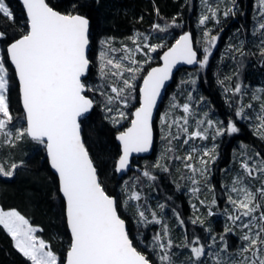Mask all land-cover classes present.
<instances>
[{
    "label": "trees",
    "instance_id": "trees-1",
    "mask_svg": "<svg viewBox=\"0 0 264 264\" xmlns=\"http://www.w3.org/2000/svg\"><path fill=\"white\" fill-rule=\"evenodd\" d=\"M251 1L236 0L235 20L226 23L224 28L219 29L222 30V35L229 31V26H232L233 29H238L242 35L250 36L253 25L251 22L255 19L254 13L251 17L249 15L251 14ZM47 2L61 12L80 13L90 19V50L88 52L90 68L83 82L93 89L103 90L109 86L110 71L105 70V75L96 71L94 57L99 42L108 37H113L110 42L113 47L117 46L116 41L121 38H125L127 42L131 43V38L129 40L128 36L135 31L139 34V41H143L145 37L151 43L164 38L171 41L175 34H179L183 29L189 27L194 42L199 48L198 35L200 33L195 25L198 17V0H47ZM5 3L12 13V18L0 15V32L4 33L3 38H0V43L3 46L2 58L8 71L9 80L7 99L13 121L24 126L19 88L5 47L9 42L27 32L28 23L19 0H5ZM224 19L226 20L225 17ZM153 25H159L165 31L161 32ZM204 26L206 27V24ZM218 26L217 24L215 27ZM243 47L244 50L241 52L231 50L232 56H229L231 60L228 56H225L223 62L214 60L211 62V71L198 72L192 79L195 81L194 94L197 93L195 86L200 87L207 108L218 116V119L221 117L224 122L232 121L238 129L235 133L222 132L215 138L218 156L211 163L213 168L211 175L206 176L204 180L206 182L200 188L201 193H204L203 189L212 187L211 190L214 191L218 200L217 204L211 205L213 209L220 205L222 196L225 197L219 181L222 177L228 178L225 176L226 169L233 163L238 150L253 148L264 161V141L253 136L246 124L236 117V100L239 92L235 91L237 85H240V90H242L244 87L249 88V84L258 81L259 78L264 80V51H262L264 41L262 46L248 42ZM104 49H110V46ZM161 51L162 49H155L150 52V54H154V57L157 55V59L151 58L146 64V69L159 61L158 57ZM229 68L231 70L228 77H223ZM180 70L175 72L172 83L181 80L186 68ZM141 72L143 73L144 70ZM141 72H137L138 76L134 85L131 84L132 87L125 92L133 106L138 101L137 84L141 79ZM185 82L187 83V80ZM172 83L167 89L168 93L171 91ZM223 83L230 86L228 96H225L222 91ZM179 89L184 95L185 91L181 82ZM90 90L88 87L86 94L99 97V91L92 90V94ZM104 101L108 102L107 99ZM98 108L99 104L95 103L88 116L80 121L84 144L94 162L100 183L108 194L116 197L118 213L127 222L128 234L134 246L144 253L152 264H157L152 252L147 250L144 245L150 240L149 237L154 231L155 224L145 227L136 224L131 218L132 210L125 209L128 210L126 212L121 206V198L124 196L126 184L124 187L121 185V177L119 178L115 172V161L120 153L115 134L118 132L117 126L126 124L125 119H120L119 125L114 126L105 117L104 110ZM3 141V137L0 138V161L7 168L14 163L18 167L13 170L12 176L0 174V207L2 209L14 208L26 217L33 226L37 227L38 236L59 256V264H63L71 239L65 222L63 200L58 192L57 177L48 165L45 146L28 136L18 141L13 140L9 144ZM175 147L174 140H171L167 148L169 150H165L159 156L160 161L157 163H154L152 154L147 158L140 157L132 161V164L138 162L140 164V161L145 160L143 168L145 167L152 173V177L146 178L132 166L131 173L126 178L137 179L143 195L154 199L153 202L155 200L161 202L165 215L164 222L172 229L174 245L185 243L188 245L196 239L195 237L206 242L211 234L220 235L222 232L218 226L212 225L211 220L214 219V216L207 214V209H204L206 207H202L204 210L198 209L201 219L198 220L199 222L192 223L190 220L191 200L184 192L186 184H188L189 172L183 163L187 161L175 159V156L182 154L177 153ZM158 164L159 166H157ZM133 175L134 177H132ZM133 179L128 181L130 185L133 183ZM224 236L227 239V246L232 249V243L236 237L229 231L225 232ZM0 264H32V261L19 251L13 237L2 224H0Z\"/></svg>",
    "mask_w": 264,
    "mask_h": 264
},
{
    "label": "snow or ice",
    "instance_id": "snow-or-ice-1",
    "mask_svg": "<svg viewBox=\"0 0 264 264\" xmlns=\"http://www.w3.org/2000/svg\"><path fill=\"white\" fill-rule=\"evenodd\" d=\"M261 9L264 10V0H259ZM28 16V31L26 34L8 45L7 53L15 66L16 76L19 79L20 94L26 114V127L17 128L15 133L8 130V124L13 119L9 111L7 93L9 80L7 68L0 62V136H3L4 143H12L13 140H21L28 136L32 140L45 146L51 167L58 174L60 192L63 194L66 205L67 224L71 232V244L67 252L66 264H149V260L144 254L138 251L129 238L125 228V221L118 215V202L107 195L97 177V172L88 151L86 150L80 137V125L78 118L89 110L92 101L83 95L85 85L82 83L89 65L86 55V48L89 44V20L81 15L62 14L46 3V0H23ZM209 12L214 17L215 10L209 8ZM228 13L225 12V15ZM0 15L12 18L10 9L6 6L5 0H0ZM209 17L204 15L200 23L204 24ZM155 29L163 32L165 29L159 25H153ZM264 29V24L260 25ZM207 36L208 33H205ZM4 33L0 32V38ZM216 37H211L210 43L216 42ZM107 41H101L106 45ZM155 47L149 48L154 51ZM209 49H206V52ZM264 51V49H262ZM101 58L107 56L106 51L101 52ZM123 57L122 59H127ZM164 66L153 68L144 77V86L140 89L141 107L134 113L135 119L132 127L119 135L123 143V155L117 164V171L125 168L128 164L130 152L147 151L152 142V128L150 119L153 105L160 92L164 81L168 79L172 66L178 61L183 60L188 64L196 61V52L192 48L189 34L185 33L176 43L164 53L162 57ZM208 56L205 55L206 62ZM133 64L136 62L133 60ZM111 65L120 69L119 62L114 64L112 59H107L102 64L101 73ZM123 71L136 73L138 68L127 67ZM116 75V73H113ZM195 83V81H192ZM124 88L112 87L111 91L116 93V97L109 96V102L120 96L126 88L132 87L129 80L123 81ZM236 92L240 91V85L236 86ZM251 107V105H248ZM186 114L184 120L187 125V114L189 105H183ZM264 113V105L261 106ZM241 110L237 111V116L241 115ZM123 116V113H121ZM260 120L259 128H264V115L258 116ZM201 121H197L199 125ZM207 124L214 125L212 120ZM181 131L185 132L190 138H205L204 132L193 131L188 133L186 126H181ZM235 133L238 131L232 121L228 122L227 128L219 127L215 135L222 132ZM178 137H173L177 139ZM215 139V136H213ZM188 141L186 140L185 143ZM171 143V141H169ZM205 150L203 155L209 156L210 151ZM176 159H180L176 157ZM185 161L192 159L191 154L184 157ZM215 160V156L211 157ZM207 165V161L201 160ZM159 166V164L157 165ZM17 164L12 165V169L17 168ZM185 167L193 173L199 172L190 163H185ZM245 172L252 176L254 172L264 173V161L259 167H250L247 161L241 164ZM207 172L205 167L202 175ZM0 174L12 176L11 170H5L0 166ZM144 175H149L147 172ZM241 177L233 181L231 191L237 194L234 199L229 196V202L234 206L233 211L237 215H230L229 219L233 222L247 217L248 223L240 225L247 232L241 237L245 241V246L241 248L239 261L233 264H264V211H260L259 216L254 215L264 205L258 202L264 199V181L262 187L251 191L246 186L237 187L242 184ZM196 184V180H192ZM193 193L198 189H191ZM138 193H133L129 199H138ZM203 203V201H201ZM215 203V200H213ZM163 208V205L160 206ZM143 220L144 211H138ZM209 215H212L209 212ZM155 218V213H153ZM259 221L260 223H257ZM159 223V221H156ZM196 221H193L195 223ZM181 223H183L181 221ZM0 224L12 235L16 241V247L28 257L32 264H57V257L51 250H45V241L34 235L35 229L29 225L20 213L15 210L9 212L0 211ZM253 229H256L253 232ZM167 228H164L163 235H167ZM225 231H230L226 228ZM163 237L157 234L153 237L155 244L160 249L165 250ZM223 240V236H221ZM194 244L199 241H193ZM172 242L168 241V247ZM187 246V245H185ZM191 252L197 260L204 255L203 246L192 247ZM251 252V257L246 255ZM216 260V264L220 261ZM160 260L171 264V257L167 250L160 256Z\"/></svg>",
    "mask_w": 264,
    "mask_h": 264
},
{
    "label": "rangeland",
    "instance_id": "rangeland-1",
    "mask_svg": "<svg viewBox=\"0 0 264 264\" xmlns=\"http://www.w3.org/2000/svg\"><path fill=\"white\" fill-rule=\"evenodd\" d=\"M199 8H198V17H197V24L196 27L198 28V32L200 33L198 35L199 37V48L195 44L196 49L199 52V55L201 56L203 54V48L205 45L206 40L213 35L215 32H217L219 29L224 28L230 21L235 20V11L237 9V3L236 0H198ZM7 6V5H6ZM8 7V6H7ZM209 8L215 10L216 15L213 17L211 13L209 12ZM225 12L228 14L225 15ZM251 15L254 13L255 19L254 21H250L252 25V29L250 32V36L246 34H241L238 29H233L232 26H229L230 29L227 33L223 34L220 38L219 46L217 50L215 51L213 57L210 59L208 65H200L193 69H187L183 72V76H181V80H177V82H173L171 86V91L168 93L166 91V94L163 98L162 104L160 105V108L156 114L155 122H154V131H155V144H154V151L152 153V158L154 160V163L159 162V156H161L165 150L170 145L169 141L174 140V144H176V152L182 153L181 155H177L176 157H179L180 159H184V157H187L189 154H191L192 159L184 162L183 165L185 167V163H190L193 165L194 168L200 169L199 172L193 173L192 170L186 168L188 170V176L187 179L188 184H186V187L184 189V192L188 195L190 198V217L191 221L199 222L200 214L199 210L207 209V214L209 215V212L212 213V216H214V219L211 220L213 223L212 225H216L220 228V232L222 234L214 235L211 234L208 237V241H204L195 237L199 243L194 244L192 243L185 246L183 245H174L172 242V229L169 228V225L164 222L165 215L162 211V208L160 207L162 204L160 201L155 200L153 202L152 198H147L146 195H143L141 186L139 185V181H136L133 178L127 179V175L131 173V170L128 174H125L121 177V185L126 184L125 187V193L123 198H121V206L123 209H131L132 215L131 218L136 222L138 225H142L145 227L149 224H155L154 231L150 235V240L148 243H144L147 250H150L154 257L157 260V264H162V261L160 260V256L164 254V251L167 250L171 257V264H216V260L213 259V257H216L217 260L220 261V264H233L234 261H239L242 257L240 255V250L242 247L245 246V241L241 239V237L247 232V229H242L240 227L243 223H248L247 217H243L241 220L233 222L229 219L230 215H237L236 212L233 211V205L229 202V196L231 195L234 199L237 197L236 193H233L231 191L233 187V181L237 177H241L242 184L237 185V187L246 186L251 191L255 192L256 189L262 187V181H264V173L260 172H254L252 176H249L245 170L241 167V164L245 161H247L250 165V167L255 166L259 167L263 159L261 158L260 154L252 149L245 148L238 150L236 155L234 156L233 163L230 164V166L227 167L225 176L228 178L222 177L219 181L220 186H222V190L225 194V197L222 196V202L220 205L217 206L216 209H213L211 205L217 204L218 200L213 190H211V186L203 189L204 193H201L200 188L203 187V183L206 181L205 178L208 175H211L213 168L211 163L216 160L218 156V149L217 144L215 142V139H213V136H215L216 129L219 127L227 128L228 122H224L223 118L214 115L208 108L205 98L202 96V89L200 87L195 88L197 89V93L194 94V83H192V79L195 75H197L198 72L201 73H207V71H211V62L221 61L223 62V59H225V56H232V49L234 51H243L245 43H255L259 46H262L264 41V29L260 28L261 24H264V10L261 9V5L259 0H252L251 1ZM208 16L209 18L205 21L204 24H206V27L204 24L200 23V19L202 16ZM229 16V17H228ZM234 16V17H233ZM226 18V20L224 19ZM221 23V24H220ZM219 25L218 27H215L216 25ZM184 30V29H183ZM182 30V31H183ZM235 30V31H234ZM181 31V32H182ZM180 32V33H181ZM179 33V34H180ZM205 33H208L206 36ZM179 34H175L174 37H172L171 41H168V38L159 39L153 43L149 42L148 38L145 37L143 41H139V34L135 31L131 35L128 36V39L131 38V43L127 42L125 38L118 39L117 46L113 47L110 42L113 40V37H108L106 39H103L101 41H107L108 43L106 45H102L101 41L97 45L95 49V68L96 71L101 72L102 64L107 59H112L114 64L116 62H119L121 64V68L117 69L109 65L107 68L104 69V75L106 74L105 70L110 71L109 74V86L105 87V89H99V88H92L86 84V88L89 87L91 89V93L93 94L92 90L99 91L98 95L102 99H100L97 96H91L94 100V104L98 103L99 108H102L104 110L105 117L108 118V120L114 125L117 126L120 123V119H125L126 124L122 126H117L118 131L123 130L129 123L132 117V111L133 109L138 105L135 104L132 105L131 99L125 95V92L128 88L125 89L124 92L120 94L119 97L109 102L108 97H116V93H113L111 91L112 87L117 88H124L123 81L129 80L130 84L134 85V81L137 78V72L136 73H128L126 71H123V68L132 67V68H138L139 73L144 70V72H141V79L146 72V64L149 62L151 58L154 57V54H150L151 51H149V48L152 46H157L155 49H165L168 47L177 37ZM167 37V36H166ZM109 44V45H108ZM110 46V49L105 50L104 48H108ZM165 47V48H164ZM2 49L3 46L0 43V62H3L2 58ZM106 51L107 56L102 60L101 58V52ZM161 53V52H160ZM160 55V54H159ZM123 57H128L127 59H122ZM229 57V59H230ZM154 59H157V55L154 57ZM159 59V57H158ZM135 61L136 63L133 64L132 61ZM231 60V59H230ZM4 63V62H3ZM146 69V70H145ZM180 70V69H179ZM231 68H229V71L223 75V77H228V74L230 73ZM181 71V70H180ZM8 73V71H7ZM113 73H116V75H113ZM180 77V76H179ZM137 84V94H138V88L140 86V82ZM187 80V83L185 82ZM182 84V87L184 89V95L181 93V90L179 89V84ZM84 83V82H83ZM224 89L222 90L225 96H228L230 86L225 83H223ZM249 88H243L238 93V99L236 100V117L240 118L246 126L251 130V133L253 136H256L259 140L264 141V128H259L260 120L257 119L258 116L264 115L261 110V106L264 105V80L262 78H259L258 81L253 82L249 84ZM104 99H107L108 102L104 101ZM114 102V103H113ZM188 104L189 105V112L187 114V125H185V112L183 109V105ZM248 105H251V107H248ZM98 108V109H99ZM241 115L237 116V111L241 110ZM121 113H123V116H121ZM12 116V115H11ZM2 118V117H0ZM24 119V115H23ZM14 119H12L8 124V130L15 133L17 128L25 127L17 124L18 122H14ZM208 120H212L214 122L213 126H209L207 124ZM197 121H201V123L198 125ZM181 126H186L188 128V133H191L193 131H201L204 132V129H208L206 133H204L205 138H190L188 134L181 131ZM3 136H0L2 138ZM173 137H178L177 139H173ZM5 138L3 137V140ZM188 141L185 143V141ZM159 147V148H158ZM210 151L209 156H204L203 153L205 150H212ZM172 155V154H171ZM215 156V160H212L211 157ZM147 158V157H145ZM177 159V160H180ZM207 161L209 165H205L201 163V160ZM178 163V162H177ZM143 164H145L144 161H140L138 163L134 164V168L137 169L141 174L144 175L145 172H147L149 175H144L146 178L152 177V173H150L145 167L143 168ZM13 165V164H12ZM12 165L10 167H5V165L0 161V166H2L6 171L11 170L13 172L14 169H12ZM205 167L207 168V172L203 175L201 173L204 172ZM134 177V175L132 176ZM126 179V181H125ZM133 179V183L130 185L128 183L129 180ZM196 180L197 183L193 184L192 180ZM126 182V183H125ZM196 188L198 189L197 192L193 193L191 189ZM133 193H138L139 198L138 199H129ZM258 202L264 205V199H259V194L257 193ZM116 198V197H115ZM213 200H215V203H213ZM203 201V203H201ZM210 205V206H208ZM206 207V208H203ZM199 209V210H198ZM16 209L9 208V209H2L0 207V211L2 212H9ZM126 211V210H125ZM128 211V210H127ZM126 211V212H127ZM138 211H144L145 218L141 220ZM260 211H264V208L259 209L254 215L257 217L260 214ZM18 212V211H17ZM20 213V212H18ZM153 213H155V218L153 217ZM20 215H22L20 213ZM23 216V215H22ZM24 217V216H23ZM26 220H28L26 217H24ZM199 220V221H198ZM156 221H159L157 223ZM29 222V220H28ZM257 223H260L257 221ZM29 225L32 226L35 229L34 235L37 237L38 240L41 238L37 234V227L33 226L30 222ZM167 228V235L164 236V228ZM230 229L229 232H232L234 236L236 237L235 241L232 243V249H230L227 246V239L224 236V233L226 232L225 229ZM6 229V228H5ZM7 230V229H6ZM256 229H253V232H255ZM9 233V232H8ZM10 234V233H9ZM157 234H160L163 239L161 240L162 243L165 245V250H162L159 248L157 244H155L153 237ZM11 235V234H10ZM12 236V235H11ZM221 236H223V240H221ZM194 239V241H197ZM172 242V246L168 247V241ZM15 245L16 241L14 240ZM46 244V242H45ZM203 246L205 249L204 255H202L198 260L193 257L191 248L192 247H200ZM45 250H51L47 244ZM52 251V250H51ZM53 252V251H52ZM54 253V252H53ZM54 255L57 257V264H59V256L54 253ZM249 257H251V252L247 253ZM260 255L264 256V252L260 253ZM155 260V259H154ZM163 264H167V262H163Z\"/></svg>",
    "mask_w": 264,
    "mask_h": 264
},
{
    "label": "water",
    "instance_id": "water-1",
    "mask_svg": "<svg viewBox=\"0 0 264 264\" xmlns=\"http://www.w3.org/2000/svg\"><path fill=\"white\" fill-rule=\"evenodd\" d=\"M20 3L22 4L23 6V9L25 11V14H26V17H27V23H28V16H27V10L24 6V3H23V0H19ZM46 3L47 0H46ZM49 4V3H48ZM49 6H51L49 4ZM52 7V6H51ZM54 8V7H53ZM54 10L62 13V14H71V15H81V16H84L85 18H87L89 20V31H90V19L86 16V15H83V14H80V13H66V12H61L59 11L58 9L54 8ZM28 31V29H27ZM27 33V32H26ZM24 33V34H26ZM185 33L189 34V37H190V41H191V44H192V48L193 50L196 52V61L193 62L192 64H188L186 63L185 61L183 60H178L173 66H172V70L171 72L169 73V77L167 80L164 81V84L163 86L161 87L160 89V92L159 94L157 95L156 97V103L153 105V108H152V115H151V119H150V124H151V128H152V142L151 144L149 145L148 147V150L147 151H142V152H130L129 155H128V164L125 166L124 169L120 170V171H117V164H118V161L120 159V157L123 155V143L120 141V139L118 138L120 133L122 132H126L127 129H129L130 127H132V121L133 119H135V116H134V113L136 112V110L138 108L141 107V93H140V89L144 86V77H146L148 75V73L153 69V68H162L164 66V60L162 59V57L164 56V53L168 51L169 48H171L177 40L180 39L181 36H183ZM222 30H218L217 32H215L213 35H211L205 42V45H204V48H203V54L200 56L199 55V52L198 50L196 49L195 47V44H194V39H193V34H192V31L189 29V27L185 28L179 35L178 37L168 46L166 47L165 49H163L159 55V61L151 66L148 67V69L146 70V72L144 73L142 79H141V82H140V86L138 88V105L133 109L132 111V117H131V120H130V123L121 131H118L116 132L115 134V140L116 142L118 143L119 145V150H120V153H119V156L117 157L116 161H115V172L117 174V176L120 178L122 176H124L125 174H127L133 164H132V161L135 159V158H140V157H147L149 155H151L153 153V150H154V144H155V131H154V121H155V118H156V114L160 108V105L162 104V101H163V98L165 96V93L167 91V89L169 88V86L171 85L172 81H173V77H174V74L175 72H177L179 69L181 68H187V69H193L197 66H200L201 63L200 61H204V57L205 55L208 56V59L206 62L203 63V65H208L210 59L213 57L215 51L217 50L218 46H219V42H220V38L222 36ZM24 34H22L21 36H23ZM21 36L17 37L16 39H14L13 41L9 42L6 47H5V51H6V54H7V58H8V61L9 63L11 64L13 70H14V73H15V78H16V81H17V84H18V88H19V94H20V84H19V79L18 77L16 76V72H15V66L12 64L11 62V59L10 57L8 56V53H7V48H8V45L13 43L15 40L19 39ZM88 37H89V32H88ZM211 37H216V42L214 44L210 43L211 41ZM206 49H209V51L206 52ZM90 50V41H89V44L86 48V55L88 57V52ZM89 59V58H88ZM89 68H90V60H89V65H88V68L86 69L85 71V74L84 76H82V83H83V78L87 76L88 72H89ZM84 84V83H83ZM83 95H85L86 98H88L89 100L92 101V106L89 108V110L85 113H83L79 118H78V123L80 125V137H81V141L83 142L84 144V141H83V137H82V133H81V124H80V121L82 119H84L85 117L88 116V114L91 112V110L93 109L94 107V100L86 94V86L83 90ZM20 104H21V108H22V111H23V114H24V122H25V127L27 126V123H26V114H25V110H24V107H23V102H22V98H21V94H20ZM85 146V144H84ZM86 148V146H85ZM87 150V148H86ZM88 151V150H87ZM45 153H46V157H47V161H48V165L50 167V169L52 170V172L56 175L57 177V182H58V192H59V195L61 196L62 200H63V204H64V215H65V222H66V225H67V228H68V231H69V234H70V239H71V232H70V229L68 227V224H67V217H66V205H65V200H64V197H63V194L60 192V187H59V179H58V174L55 172V170L51 167V164H50V161L48 159V155H47V151H46V148H45ZM89 154V152H88ZM89 158L91 159L92 163H93V166L95 167L94 165V162L89 154ZM96 169V167H95ZM97 172V170H96ZM97 177H98V174H97ZM99 179V177H98ZM102 186V184H101ZM103 187V186H102ZM104 188V187H103ZM105 190V189H104ZM106 192V191H105ZM107 195L113 197L115 200V196L113 195H110L106 192ZM118 215L120 216V214L118 213ZM121 217V216H120ZM121 219H123L121 217ZM124 220V219H123ZM125 221V220H124ZM125 228H126V231L128 232V226H127V222L125 221ZM130 238V237H129ZM131 240V239H130ZM132 241V240H131ZM133 243V242H132ZM70 244H71V240H70ZM134 246V244H133ZM70 247V245H69ZM69 247L68 249L66 250V253H65V257H64V261H63V264H66V261H67V252L69 250ZM135 247V246H134ZM136 248V247H135ZM137 249V248H136ZM138 250V249H137ZM139 251V250H138ZM141 252V251H140ZM142 253V252H141ZM144 254V253H142ZM145 255V254H144ZM146 256V255H145ZM147 258V257H146ZM148 259V258H147ZM149 264H152L150 261H149Z\"/></svg>",
    "mask_w": 264,
    "mask_h": 264
},
{
    "label": "flooded vegetation",
    "instance_id": "flooded-vegetation-1",
    "mask_svg": "<svg viewBox=\"0 0 264 264\" xmlns=\"http://www.w3.org/2000/svg\"><path fill=\"white\" fill-rule=\"evenodd\" d=\"M83 79H84V78H83ZM86 90H87V88H86ZM165 94H166V93H165ZM87 95H88V94H87ZM89 96H90V95H89ZM90 97H91V96H90ZM91 98H92V97H91ZM154 122H155V121H154ZM141 158H143V157H141ZM133 166H134V164H133ZM128 173H129V172H128ZM128 173H127V174H128Z\"/></svg>",
    "mask_w": 264,
    "mask_h": 264
},
{
    "label": "bare ground",
    "instance_id": "bare-ground-1",
    "mask_svg": "<svg viewBox=\"0 0 264 264\" xmlns=\"http://www.w3.org/2000/svg\"><path fill=\"white\" fill-rule=\"evenodd\" d=\"M159 60V59H158Z\"/></svg>",
    "mask_w": 264,
    "mask_h": 264
}]
</instances>
